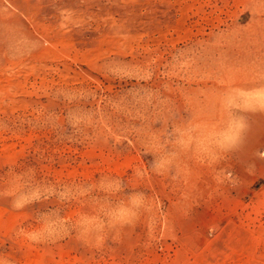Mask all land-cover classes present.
<instances>
[{
    "label": "rangeland",
    "instance_id": "374dc122",
    "mask_svg": "<svg viewBox=\"0 0 264 264\" xmlns=\"http://www.w3.org/2000/svg\"><path fill=\"white\" fill-rule=\"evenodd\" d=\"M0 264H264V0H0Z\"/></svg>",
    "mask_w": 264,
    "mask_h": 264
}]
</instances>
